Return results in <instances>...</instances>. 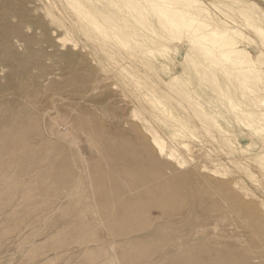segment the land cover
<instances>
[{
  "label": "rangeland",
  "instance_id": "374dc122",
  "mask_svg": "<svg viewBox=\"0 0 264 264\" xmlns=\"http://www.w3.org/2000/svg\"><path fill=\"white\" fill-rule=\"evenodd\" d=\"M141 1L146 3V0ZM201 1L207 4L213 12V19L215 20V23L220 25H226L230 23L229 25H233L232 20H235V23L238 24L237 27L244 34V38L239 39L240 45L247 48V50L251 52L252 55H254L260 49L264 51V42L262 41V39L245 26L243 17L237 11L228 12L226 18L225 15H223L220 11L214 9L211 6L210 3L216 2V0ZM255 1L264 9V0ZM34 4L38 7L42 6L39 11V8ZM103 4H106V0H95L93 2L94 6H98L100 8L103 7ZM49 7L52 9L49 10ZM105 8L106 7H104L103 9ZM52 11L55 13H52ZM117 14L124 16V12L115 11L112 13V15ZM47 18L49 19V22ZM129 18L130 22H134L131 17ZM150 18L153 19L151 20L152 22L150 25L154 27L156 31L160 32L162 37L159 38L160 35L156 33H148L147 31L143 32L145 35L139 34L138 38L136 37L137 41L139 42V44H137L139 46L138 48H136L140 50L143 47L148 46L156 48L159 47V49H164L165 47V51L163 53H160V55L163 54L164 56L163 57L161 55V58L159 57L160 55H158L159 53H154L155 57H151V55L148 56L147 54H137V57L135 56V54L139 52L138 50H133L132 48H128V46L125 50L123 48L125 46L121 45L116 40H109L105 42L103 40L101 41L98 35V38L93 37L95 31L87 27L88 24L80 19L76 10L72 7H69L65 0H0V98L2 97L0 99V104H2L3 100L5 99L4 103L2 104L3 106H0V264H232L234 262V259L237 260H235L237 264L238 262L239 264H250L251 262H254V264H264V259H262L264 258V233H262L264 230V220L262 219L264 217V212L261 211H264V208H261L260 210V206L264 207V166L262 165V168L260 164H257L254 161V158L258 156V154L264 152V134L253 131L254 129H252V127H254L255 122H249L245 125V123L242 124L243 122H241L239 119H234L236 115L234 114L235 116H233V113L235 112L229 109L230 106L229 103H227L229 101L226 102L225 100L227 99L224 100L222 98L224 96L226 97L227 93H229L227 97L231 95L229 96L230 98L233 99V97H236V99L238 100H234L235 98L233 100L240 102V99H242L241 97L244 98L246 96V103V101L252 100V91L250 92L249 90L243 88L245 94L242 93L243 91L240 90L242 88L239 89V86L237 88V84H235L236 80H234V83L233 81H231L234 78L232 79L231 76L229 77V75L222 72L221 69L215 67L212 61L208 59H206L207 61H203V59L205 58L201 54L199 55L200 50H198L197 48L192 49L187 41L175 39L173 36L169 35L170 33L168 34L167 32H163L162 30L164 29L159 27V24L154 22L156 21V17L151 16ZM224 21L225 23H223ZM124 22V19H121L118 20L117 23L118 25H122L124 24ZM127 27L130 28L131 26L127 25ZM137 27L140 31H143L144 29V26L141 24L137 25ZM52 29L54 30L51 31ZM49 32L52 36H50ZM143 36L145 38H143ZM97 41L98 44H101L98 45ZM172 43L176 46H174ZM184 44H186L187 46ZM171 45L173 47H171ZM101 46L104 48H102ZM105 46L108 48H105ZM166 47H168L169 49ZM186 48L188 49L186 50ZM185 51L188 53V60L190 59L189 61H192L196 65V67L192 62V64L189 63L190 65L187 64L188 60H186L187 58L183 56L185 55ZM130 52H134V55ZM174 52L177 54H175ZM108 53H111L109 57L111 60L114 59V61L112 60L113 62L109 60L108 55H104ZM112 54L115 56L111 57ZM165 56L167 59L164 60L163 58H165ZM190 56H193V58ZM195 56L198 57L197 62H195ZM200 56H202L203 58H200ZM19 59H21V61ZM154 60H156V62ZM182 60H185V63ZM206 62L208 63L206 64ZM209 62L211 63L209 64ZM13 63L16 64V66ZM116 63H119V65L121 64L120 67ZM137 63H141V65ZM163 64L165 65V67ZM199 64L201 67L197 66ZM202 64L204 66H202ZM211 64L213 66H211ZM89 65H91L93 68H89ZM121 66H123L124 69H122ZM136 67L138 68L135 69ZM161 67H164L165 70L161 69ZM210 67H212V70L214 71H212ZM61 68L62 70L60 71ZM196 68L199 70H197ZM121 69L122 71H120ZM262 69V74L264 75V67ZM123 70H125L124 72L126 73H132L133 77L130 78V74L126 75ZM126 70L129 72H127ZM148 70L150 71L148 72ZM153 70H155L157 74L156 72H152ZM210 70L212 73H210ZM64 72L66 73V75ZM180 73V79H182V83L180 81L179 82L180 85L183 86L177 84L178 81H175L177 85H174L176 87L178 86L179 88H177L182 90H176V88L173 86L174 92H176L173 93L171 92L173 91V87H168V85L165 83V80L167 82L171 79L170 77L173 74ZM209 73L211 76L209 75ZM220 73L224 75V78L225 80L227 79V81L224 80L223 76L220 75ZM262 74L260 73V78L262 77ZM67 75L68 77H66ZM214 75L218 76H215L217 79L214 77ZM43 76H47V78H42ZM203 76H205L204 79H202ZM64 78L66 79V81ZM208 78H210V80ZM137 79L138 82L136 81ZM198 79H202L203 81ZM263 79L264 76L262 77V79H259L260 81L258 80L260 83L258 84V87L259 85L261 86L259 88L260 91L258 90V87V91L256 90L259 96L261 95L260 98L262 100L264 99ZM205 80L209 81V83L207 81L205 82ZM211 80H213L214 82L217 80V86H215V83L213 81L212 83ZM183 81H186L185 87V83H183ZM200 81H202V83ZM45 82L47 83L45 84ZM219 82L222 84L220 85ZM223 82H225L226 84L224 85ZM137 83L139 84V86ZM207 83L209 84V86H207ZM210 83H212V85ZM49 84H51V86L52 84H54V87L52 86L51 88V86H49L48 88L47 86ZM23 85H25L26 87ZM189 85H192L193 87H189ZM226 85H229L230 87L228 86L227 89ZM106 86H108V89ZM182 87H184V90ZM215 87L219 89V92ZM218 87H220L221 89ZM50 88H54V90H51ZM69 88H71V90L76 89L78 90V92L76 90V93L75 91H69ZM149 88L152 89L153 93L156 94L154 96L158 97V99L162 97L165 98L160 99L162 103L161 105L165 104L164 106L167 111L172 108L170 110L171 114L173 116H176L178 114L179 117H176L177 119H180L181 122L180 120L176 121L173 118L171 119L164 117L166 115V112H164L165 114L163 113L165 108L162 107V109L160 103L159 105H157L158 102H155V105H153L151 104L153 102L147 101L149 98L151 100V96L153 95L152 91L149 90ZM89 89L94 93V95L90 92ZM194 89L197 91V93L194 92ZM41 90H44V92H42ZM23 91L25 94L27 93L26 99L25 94L23 95L22 93ZM177 91L183 94H181L180 96L178 95L179 92ZM182 91H189L188 93L186 92V94L188 95H186ZM38 92L39 94L41 92L42 93L39 95ZM52 92H55L57 95L53 94ZM217 92L222 95H219ZM257 92L255 94H257ZM142 93L144 95L147 94L145 95L146 97ZM198 93L200 97L202 96L201 99L199 98ZM30 94L31 96H29ZM184 94L186 95V97L188 96V98L195 95L193 98H189L192 99V101L201 100L202 102H200L205 105L204 106L202 104L204 107L203 110L205 111V113L212 115V118L210 117L212 120L208 118V123L206 122V118V123L201 120V118H204V116L198 113V104H196L195 101H191V105H195V109L193 110L189 101L188 104L190 107H187L188 104L186 103V101H188L189 99L186 100ZM22 95L24 98H22ZM168 95H170L171 97L169 96V98H167ZM177 95L178 97L184 98H178ZM240 95L241 97L239 98ZM210 96H212V98ZM17 97L19 99H16ZM83 97L85 98L83 99ZM32 98L36 99L37 102H33L31 100ZM63 98L66 100H63ZM220 98H222V102L221 100H215H218ZM254 98H257V96ZM14 99H16V101ZM173 99L175 102L172 101ZM206 99H208L209 102H207ZM257 99H254L252 101H255ZM7 100L8 102H6ZM10 100L12 103L10 102L9 104ZM14 102L18 103V105L23 103L24 107L22 105L18 106ZM255 102H249L250 104L247 102V104L243 106L251 108L253 104V106L261 104L260 102V104H257V102L255 104ZM24 103L27 104L25 105ZM10 105L15 109H13ZM33 105H35V107ZM181 105L182 107L184 106L183 109L185 111H188H183ZM225 108L228 111H225ZM173 109L174 111H176V113L173 111ZM252 109H255L254 111L258 112L259 110L261 111L264 109V105L263 108L262 106H257L253 107ZM133 110L134 112L131 113ZM138 110L140 111V116H138ZM192 110L193 112L198 110V116L201 115L202 117L200 119L197 118V113L194 112V115L197 118L196 119L192 114ZM135 111L138 113H136ZM160 111L162 112V114L159 113ZM212 112H215L214 115L212 114ZM135 113L139 119L135 116ZM29 114H31L32 116L30 115V117ZM221 115H223L222 117L226 116L224 117L225 119H223ZM21 117H23V119ZM219 117H221L222 119H219ZM198 119L201 121H199ZM18 120L20 123L17 122ZM173 120L176 121V123ZM142 121H145V124L142 123ZM215 121L217 124L219 123V127L216 126L217 124H213V122ZM234 122H237L238 125ZM7 123L9 124L7 125ZM23 123H25L26 125ZM183 123H186L185 127ZM210 123L212 125H215L216 127L213 128L211 125H209ZM28 124L29 127L27 128ZM146 124L152 126L155 131H153L151 127L145 126ZM206 124L211 126L214 131ZM258 124L256 122L255 126ZM174 127H177L178 129ZM194 127L195 129H193ZM220 127L222 128V131ZM247 127H249V129ZM113 128L116 129L114 133H112ZM118 128L120 130H118ZM131 128H133L134 130ZM182 128L186 130H184L183 132L178 131L180 129L183 130ZM189 128L193 129V131ZM29 129L31 130V132ZM137 129H140V132L138 131L136 133ZM147 129L152 130L149 132L147 131ZM194 130H196V132ZM205 130H207L208 133L205 132ZM219 130L221 131V133L223 132V135H221ZM151 132H155V135L157 137L160 136L159 138L164 140L167 153L168 150H174V158L169 157V155L166 153H160L155 148L152 141L150 140L152 138V134L150 135ZM216 132H218L219 134ZM140 133H143L142 135L148 136V138L140 135ZM256 133L257 138L255 137ZM26 134H30L31 137L33 135V138H31L30 135L28 136ZM172 134L174 135L173 137ZM25 135L27 137H30V139H26ZM224 137L227 140H225ZM221 138H223L224 140ZM24 139H26L28 142ZM16 140L18 141L16 142ZM42 142L43 144H47V146L46 144H44V147L46 146L49 150H45ZM35 143H37V145H34ZM40 143L41 147L38 146ZM182 144H189L188 148L190 151L185 150V148L181 146ZM25 145L26 147L23 148ZM30 145L31 147H29ZM241 147L245 148V152L240 150ZM34 148L37 149H35L34 151ZM57 148L59 149V151H57ZM18 149L21 150V153ZM42 150L45 152H42L43 155L39 152ZM27 151L29 152L27 153ZM33 151L34 153H32ZM55 151L57 153H55ZM14 152L16 154H14ZM37 154H39V157L37 156ZM10 156L13 159L10 158ZM19 156H21V158ZM42 158L46 159L43 160ZM50 159H54V161H50ZM175 160H178V164ZM30 161L31 163H29ZM39 161L41 163H39ZM161 161H163V163H160ZM44 162L46 164H44ZM51 163L54 164L52 165ZM158 163L163 167L166 163L168 165H165V168L163 169V167L159 168L160 165ZM238 163L243 166H240ZM21 164L23 167L21 166ZM31 164H33L34 167ZM169 164L173 166V169L171 165L169 166ZM179 164L181 166H179ZM19 165L20 167H18ZM156 165L159 166L156 167ZM204 165L206 169L209 170L218 169V171H221L222 169H224L225 171H227L226 174H209V172L203 170L202 167ZM237 165H239V167ZM24 166L28 167L24 168ZM29 166L32 167L30 168ZM3 167L5 169H3ZM16 167L18 169H16ZM175 167L177 168V170H175ZM8 168H10L11 171L10 169L8 170ZM22 168L27 170L24 171ZM28 168H30V170ZM44 168L45 170H43ZM243 169H246L245 172L243 171ZM13 170L16 173H14ZM33 170H35L36 172ZM249 173L254 174L253 176H255L256 178L251 177ZM152 175L154 177L158 176L159 180L158 178H154ZM252 178H254L257 182ZM14 180L17 181L15 182ZM181 180L186 185H184ZM219 180H222V182L224 183H218L220 182ZM178 182H180V184L182 183V187L180 184H178ZM229 182H232V184L236 186L232 187V185H230L231 183ZM233 182H236V184H234ZM212 183H214L216 186ZM226 183H228L227 185L230 187H227ZM156 184H158L159 186ZM241 185H243L244 188L246 186V188H242ZM13 186L15 189L13 188ZM224 187H226L227 192L223 190L225 189ZM227 188H230V191H228ZM232 188L237 189L233 191ZM238 188L242 189L240 190ZM246 189H248L249 191ZM239 190L242 191V193L244 192L243 194L245 195L248 192L247 197H243V194H241ZM245 191L247 192L245 193ZM171 192H174V194L176 193L177 195H173L174 199L170 194ZM202 192L204 193L202 194ZM211 192L213 193L212 195ZM225 193L227 196H225ZM231 194L232 196H229ZM7 195L8 197H6ZM249 195H254L255 197L253 196L252 198H257L258 201L257 199L256 201L255 199L253 200L251 197H249ZM234 196H236L237 198ZM171 197L172 200H170ZM227 197L228 199H226ZM240 197L242 198V200ZM261 198L263 202L260 201ZM153 200H155V203ZM156 200H158L157 203ZM248 200L253 201H250V204ZM167 201L170 205H168ZM176 201L179 205H175ZM214 201H217V203L219 201L218 205H216L217 203L213 204ZM172 202L174 204H172ZM260 202L263 203V205ZM150 203H153V205L151 206ZM228 203H230V205ZM259 203L261 205H259ZM160 204L162 205V207L158 206ZM206 204L211 206L213 212L210 211V207ZM239 204H242V206L245 207V210L242 209V206ZM255 204L257 206H255ZM164 205H168V208H166V206L164 207ZM251 205H253L254 207L251 208ZM217 206H221L219 207L221 209V211H219L220 213L217 211L220 210ZM163 207L167 214H161L164 212L163 209L161 210V208ZM212 207H214L215 210ZM246 207L248 209H253V211H247ZM256 207H259L257 209H259L260 212L256 211L257 209L254 210ZM150 208L154 210H151ZM155 208L158 209L157 215L155 212ZM236 210L240 213H236ZM145 211L148 212V214L145 215ZM255 211L258 214H254ZM198 214H201L200 217L201 219H203V222L201 221ZM28 215L29 217H27ZM141 215H144V217H141ZM196 215H198V217ZM194 216L196 217L195 219ZM208 216L210 219L207 218ZM217 216L222 217H220L222 222L219 221L220 219L218 220L219 217L217 218ZM215 217L217 218V221L214 219ZM223 217L227 218L228 221L226 219H223ZM229 217H231L233 220ZM138 218H142V220ZM144 218L146 219L144 220ZM205 218H207L208 220H206ZM196 219L199 220L197 221ZM255 219L258 221L263 220L260 221L261 226L258 221H255ZM252 220L254 221L253 225ZM134 221L137 222L134 223ZM225 221L228 223H226ZM219 222L222 224H220ZM248 224L250 226H248ZM195 225L198 226L195 227ZM199 225L201 228L199 227ZM235 225H237L238 228ZM211 226L213 228H211ZM225 226L226 228H224ZM234 226L236 229L234 228ZM259 226L261 228H259ZM166 227H168L169 230L172 228V230L169 232L168 228ZM202 227L205 228L202 229ZM214 227H217L216 230ZM198 228L203 231H201L200 229L198 230ZM205 229L206 231H204ZM207 229H209L212 233ZM179 236H181V238ZM178 238H180L181 240H178ZM200 238L202 239L200 240ZM247 241L251 242L255 246H257L258 244V246L254 247V245L252 246V244L249 242L247 243ZM241 242L243 244H241ZM222 243L223 246L220 247ZM232 243H234V245ZM245 244L247 245L245 246ZM248 244L252 247H247ZM210 245H212V247ZM204 246H206L207 248H205ZM244 246L246 250L242 249L244 248ZM189 247H194V251L191 248L189 249ZM216 247H218L219 249ZM224 247H226V251ZM231 248H234L233 250L236 249V251L233 252L231 250H228ZM196 249L197 251H201H198L196 253ZM184 250H189V253L188 251L183 252ZM190 250H192L193 252ZM209 250H211L212 252ZM218 250L222 252H219ZM250 250L251 253H249ZM202 251H209V253H211L209 254L207 252V254H209L208 256L205 252L202 253ZM213 251H216V254ZM246 251H248L247 253L249 254H247ZM169 252H172V254H170ZM200 252L201 254L199 256ZM226 252L230 253V256ZM253 253L257 254L253 255ZM203 254L205 255L203 256ZM246 254L248 255V257H246ZM174 255L178 257L176 258L174 257ZM197 255L199 256V259ZM231 255L233 256V258H230ZM194 256H196V259L194 258ZM211 256H213V258ZM225 256L230 258V261H228ZM235 256L239 258L237 259L235 258ZM240 256L241 259L245 258V261L243 259L241 260ZM250 256L251 262H247L246 260ZM208 257L212 258V261L211 259H208ZM199 260L202 261L200 262Z\"/></svg>",
  "mask_w": 264,
  "mask_h": 264
},
{
  "label": "bare ground",
  "instance_id": "6f19581e",
  "mask_svg": "<svg viewBox=\"0 0 264 264\" xmlns=\"http://www.w3.org/2000/svg\"><path fill=\"white\" fill-rule=\"evenodd\" d=\"M43 1V0H42ZM47 1H49V0H47ZM64 1V0H63ZM66 2H67V4H68V6L69 7H72V8H74L75 10H76V12H77V14H78V16L80 17V19L82 20V21H84V22H86L87 24H88V28H90V29H93L94 31H95V34L93 35V37H95V38H98L97 37V35L99 36V38L101 39V41L103 40V41H105V42H107V41H109V40H116L117 42H119L121 45H124L125 47H123L125 50H126V47L128 46V48H132L133 50H138L137 48H138V46L139 45H137V44H139V42L137 41V39H136V37L138 38V36H139V34H142V35H145L143 32H151V33H156V34H158V35H160L159 36V38L160 37H162L161 36V33L160 32H158V31H156L155 30V28L154 27H152L150 24H151V20H153L152 18H150L151 16H154V17H156V21H154V22H156L157 24H159V27H161L162 29H164V30H162L163 32H167L170 36H173L175 39H178V40H185V41H187L190 45V47L192 48V49H195V48H197L198 50H200V53H199V55L201 54L202 56H204V58L205 59H203V61L204 60H206V59H208V60H210V61H212V63L214 64V66L215 67H217V68H219V69H221V71L222 72H224L225 74H227V75H229V77L231 76V78L233 79V80H231V81H233V83H234V80H236L235 82V84H237V88H238V86H239V89L240 88H242V89H240V90H244L243 88H245L246 90H249L250 92L252 91V97L254 98V97H256L257 96V98H254V99H257V100H255L256 102H257V104H260V105H257V106H262V108H263V105H264V99L262 100L261 98H260V96H259V94H258V90L260 91V85H259V87H258V84H260L259 83V79H262V77L264 76L262 73V71H263V67H264V51L263 50H258L254 55H252V53L251 52H249L248 50H247V48H245V47H243V46H241L240 45V40L239 39H242V38H244V34H243V32L237 27V25L238 24H236L235 23V20H232V24L233 25H229V24H226V25H220V24H217V23H215V20L213 19V12L211 11V9L208 7V5L207 4H205L204 2H202L201 0H146V3H144V2H142L141 0H106V4H103L102 6V8H100V7H96V6H94L93 5V2L95 1V0H65ZM37 2V1H36ZM57 2V1H56ZM49 3V2H48ZM60 3H61V1H60ZM63 3V2H62ZM65 3V2H64ZM46 4V3H45ZM211 4V6L214 8V9H216V10H218V11H220L223 15H225V17L227 18V15H228V12H231V11H237L242 17H243V19H244V23H245V26L248 28V29H250V31H253L255 34H257L261 39H262V41L264 42V9L255 1V0H216V2H211L210 3ZM35 5V4H34ZM42 5V4H41ZM56 5V4H55ZM59 5V4H58ZM35 6H37V5H35ZM57 6V5H56ZM60 6V5H59ZM38 7V6H37ZM42 7V6H41ZM41 7H38L39 9H38V11L40 10V8ZM45 7V6H44ZM51 7V6H50ZM49 7V10L50 9H52V8H50ZM104 7H106L105 9H107V10H105V9H103ZM36 8V7H35ZM48 8V7H47ZM61 8V7H60ZM43 9V8H42ZM41 9V10H42ZM69 9V8H68ZM6 10V9H5ZM48 10V11H49ZM59 10V9H58ZM72 10V9H71ZM70 10V11H71ZM34 11V10H33ZM60 11V10H59ZM58 11V12H59ZM66 11V10H65ZM118 12V11H120V12H124V16L123 15H120V14H117V15H112V13L113 12ZM61 12V11H60ZM59 12V13H60ZM68 12H69V10H68ZM125 12H126V14H125ZM51 13V12H50ZM49 13V14H50ZM52 13H55V12H53L52 11ZM67 13V12H66ZM72 13H73V11H72ZM44 14V13H43ZM69 14V13H68ZM216 14V13H215ZM219 14V13H218ZM40 15V14H39ZM48 15V14H47ZM55 15V14H54ZM46 16V15H45ZM49 16V15H48ZM63 16V15H62ZM66 16V15H65ZM56 17V16H55ZM54 17V18H55ZM129 17H131L132 18V20L134 21V22H130V18ZM219 17V16H218ZM229 17V16H228ZM241 17V18H242ZM52 18V17H51ZM51 18H50V20H51ZM53 18V19H54ZM57 18V17H56ZM63 18V17H62ZM66 18V17H65ZM225 18V19H226ZM5 19H7V18H5ZM35 19V18H34ZM40 19V18H39ZM48 19V18H47ZM59 19H60V17H59ZM121 19H124V24H122V25H118V20H121ZM37 20V19H36ZM44 20V19H43ZM61 20H63V19H61ZM71 20V19H70ZM47 21V20H46ZM55 21V20H54ZM66 21V20H65ZM8 22H9V20H8ZM48 22H49V19H48ZM63 22V21H62ZM129 22V23H128ZM42 23V22H41ZM68 23V22H67ZM126 23V24H125ZM223 23H225V21L223 22ZM244 23H243V25H244ZM2 24V23H1ZM9 24V23H8ZM45 24V23H44ZM57 24V23H56ZM63 24V23H62ZM139 24H141V25H143L144 27V29H143V31H140L139 30V28L137 27V25H139ZM6 25V24H5ZM46 25V24H45ZM52 25V24H51ZM127 25H130L131 27L129 28V27H127ZM229 25V26H228ZM240 25V24H239ZM9 26V25H8ZM28 26V25H27ZM32 26V25H31ZM47 26V25H46ZM148 26V27H147ZM2 27H3V25H2ZM33 27V26H32ZM42 27H43V25H42ZM49 27V26H48ZM29 28V27H28ZM65 28H66V25H65ZM30 29V28H29ZM50 29V28H49ZM57 29V28H56ZM54 29H52L51 31H53ZM110 30V31H109ZM247 30V29H246ZM48 31V30H47ZM55 32V31H54ZM54 32H53V35H54ZM50 33V32H49ZM48 33V34H49ZM253 33V34H254ZM165 34V33H164ZM163 34V35H164ZM246 34V33H245ZM50 36H52L51 35V33H50ZM147 36V35H146ZM168 36V35H167ZM21 37V36H20ZM19 37V38H20ZM23 37H24V35H23ZM26 37V36H25ZM154 37V36H153ZM166 37V36H165ZM247 37V36H246ZM16 38H17V36H16ZM143 38H145L144 36H143ZM142 38V39H143ZM170 38V37H169ZM249 38V37H248ZM162 39V38H161ZM174 39V40H175ZM48 40V39H47ZM173 40V39H172ZM161 41H163V40H161ZM167 41V40H166ZM114 42V41H113ZM170 42H171V40H170ZM177 42V41H176ZM118 43V44H119ZM142 43V42H141ZM178 43V42H177ZM180 43V42H179ZM187 43V44H188ZM262 43V42H261ZM97 44H98V41H97ZM101 44V43H100ZM100 44H98V45H100ZM170 44V43H169ZM168 44V45H169ZM173 44V43H172ZM176 44V43H175ZM76 45V44H75ZM106 45V44H105ZM109 45V44H108ZM111 45V44H110ZM116 45V44H115ZM143 45H145V44H143ZM174 45V44H173ZM184 45H186V44H184ZM141 46V45H140ZM162 46H164V45H162ZM166 46V45H165ZM174 46H176V45H174ZM187 46V45H186ZM102 47V46H101ZM114 47V46H113ZM137 47V48H136ZM171 47H173L172 45H171ZM72 48V47H71ZM102 48H104V47H102ZM105 48H108V47H106L105 46ZM166 48H168V47H166ZM178 48V47H177ZM191 48H189V49H191ZM115 49V48H114ZM164 49H165V47H164ZM164 49H159V47L158 48H156V47H143L142 49H140V50H138L139 52H137L136 54H135V56H137V54H147L148 56L149 55H151V57L152 56H154V53H156V54H158V55H160V53L162 52H164L165 50ZM169 49V48H168ZM174 49H175V47H174ZM188 48H186V50H187ZM6 50V49H5ZM9 50H10V48H9ZM48 50V49H47ZM101 50V49H100ZM7 51V50H6ZM102 51V50H101ZM128 51V50H127ZM167 51V50H166ZM168 51H171V50H168ZM135 52V51H134ZM134 52H130V53H132L133 55H134ZM178 52H179V49H178ZM184 52V51H183ZM48 53V52H47ZM69 53V52H68ZM103 53H105V52H103ZM121 53V52H120ZM168 53H170V52H168ZM175 53V52H174ZM190 53V52H189ZM111 53H108V54H104V55H108V58H109V60H111L110 59V57H109V55H110ZM166 54V53H165ZM175 54H177V53H175ZM191 54V53H190ZM197 54V53H196ZM43 55V54H42ZM52 55V54H51ZM113 55V54H112ZM111 55V57H114L115 55H113L112 56ZM131 55V54H130ZM144 55V56H145ZM162 56H163V54H161ZM159 56L160 58L162 57V56ZM167 55V54H166ZM187 55H188V53L185 51V55H183V56H185L186 58H187ZM193 55V54H192ZM121 56V55H120ZM128 56V55H127ZM132 56V55H131ZM144 56H143V58H144ZM147 56V57H148ZM170 56V55H169ZM202 56H200V58L202 57ZM81 57V56H80ZM124 57V56H123ZM138 57V56H137ZM155 57V56H154ZM164 57V56H163ZM190 57H192L193 58V56H190ZM189 57V58H190ZM196 57V56H195ZM19 58V57H18ZM57 58V57H56ZM132 58V57H131ZM169 58V57H168ZM197 58L198 57H196V61L195 62H197L198 60H197ZM203 58V57H202ZM14 59V58H13ZM65 59H67V58H65ZM155 59V58H154ZM164 60L165 59H167L166 58V56H165V58H163ZM182 59H184V58H182ZM20 61H21V59H19ZM113 61H114V59H112ZM111 60V61H112ZM178 60H180V59H178ZM186 60H188V58L186 59ZM190 60V59H189ZM188 60V63H187V61H186V63L187 64H189V63H191L192 61H189ZM194 60V59H193ZM200 60V59H199ZM68 61V60H67ZM94 61V60H93ZM112 61V62H113ZM132 61V60H131ZM155 62H156V60H154ZM183 61V60H182ZM207 61V60H206ZM76 62H78V61H76ZM75 62V63H76ZM115 62H116V60H115ZM159 62V61H158ZM184 63H185V60L183 61ZM18 63V62H17ZM68 63V62H67ZM120 63V62H119ZM119 63L117 64V65H119ZM143 63V62H142ZM161 63V62H160ZM164 63H166V62H164ZM193 63V62H192ZM191 63V64H192ZM198 63H201V62H198ZM197 63V64H198ZM208 62H206V64H207ZM211 62H209V64H210ZM14 64V63H13ZM92 64V63H91ZM137 64H139V63H137ZM157 64V63H156ZM159 64V63H158ZM15 66H16V64H14ZM18 65V64H17ZM121 65V64H120ZM120 65H119V67H120ZM128 65V64H127ZM126 65V66H127ZM134 65V64H133ZM139 65H141V63L139 64ZM145 65V64H144ZM148 65V64H147ZM161 65V64H160ZM164 65V64H163ZM190 65V64H189ZM193 65L196 67V65L193 63ZM13 66V65H12ZM11 66V67H12ZM75 66V65H74ZM74 66H72V67H74ZM81 66V65H80ZM87 66V65H86ZM90 67L89 68H93L91 65H89ZM116 66V65H115ZM176 66H178V65H176ZM197 66H200V64L199 65H197ZM202 66H204L203 64H202ZM210 66V65H209ZM208 66V67H209ZM211 66H213L212 64H211ZM71 67V66H70ZM70 67H69V69H70ZM85 67V66H84ZM142 67H143V65H142ZM164 67H165V65H164ZM164 67L162 68L161 67V69H163V70H165L164 69ZM168 67H169V65H168ZM167 67V68H168ZM201 67V66H200ZM199 67V68H200ZM67 68V67H66ZM80 68H82V67H80ZM121 68L122 69H124V67L123 66H121ZM132 68V67H131ZM138 67H136L135 69H137ZM149 68V67H148ZM204 68V67H203ZM211 68V70H212V67H210ZM88 69V68H87ZM103 69V68H102ZM119 69V68H118ZM122 69L120 70V71H122ZM126 69V68H125ZM197 69V68H196ZM215 69V68H214ZM15 70V69H14ZM62 70V68L60 69V71ZM65 70V69H64ZM66 70H68V69H66ZM150 70H152V69H150ZM150 70H148V72L150 71ZM156 70H157V68H156ZM159 70H160V68H159ZM167 70H169V69H167ZM166 70V71H167ZM197 70H199V69H197ZM202 70H204V69H202ZM201 70V71H202ZM211 70H210V73H212L211 72ZM77 71H78V69H77ZM77 71H76V73H77ZM125 70H123V72H124ZM127 71V70H126ZM181 71V70H180ZM212 71H214V70H212ZM216 71H219V70H216ZM220 71V72H221ZM73 72V71H72ZM127 72H129V71H127ZM144 72V71H143ZM152 72H156L155 70H153ZM165 72V71H164ZM200 72V71H199ZM209 72V71H208ZM207 72V73H208ZM65 73V72H64ZM63 73V74H64ZM69 73H71V72H69ZM68 73V74H69ZM79 73V72H78ZM84 73V72H83ZM94 73V72H93ZM124 73H126V72H124ZM177 73V72H176ZM206 73V74H207ZM210 73H209V75H210ZM215 73V72H214ZM218 73V72H217ZM260 73L262 74V77L260 78ZM73 74V73H72ZM130 73H126V75H129ZM156 74H157V72H156ZM155 74V75H156ZM183 74V73H182ZM200 74V73H199ZM51 75V74H50ZM65 75H66V73H65ZM132 75V76H131ZM134 75H136V74H134ZM180 75H181V73L180 74H173L170 78V80L169 81H167L166 82V80H165V83L168 85V87H175L176 88V90H182V89H178L174 84H176L175 83V81L177 82L178 81V83L177 84H179L180 85V82L182 83V79H180ZM208 75V76H209ZM220 75H222L221 73H220ZM227 75H226V77H227ZM49 76V75H48ZM139 76V75H138ZM183 76V75H182ZM211 76V75H210ZM215 76H217V75H214V77ZM223 76V78H224V75H222ZM221 76V77H222ZM2 77V76H1ZM47 78V76H43L42 78ZM66 77H68V75L66 76ZM131 77H133V74L131 73L130 74V78ZM159 77V76H158ZM214 77H213V79H214ZM218 77V76H217ZM220 77V76H219ZM124 78V77H123ZM156 78V77H155ZM182 78H184V77H182ZM205 78V76H203L202 77V79H204ZM216 78V77H215ZM48 79H50V78H48ZM48 79H44V80H48ZM65 79V78H64ZM133 79V78H132ZM131 79V80H132ZM134 79H135V76H134ZM158 79H160V78H158ZM202 79H198V80H202ZM209 80H210V78H208ZM217 79V78H216ZM222 79V78H221ZM184 80V79H183ZM224 80H225V78H224ZM259 80V81H258ZM264 80V79H263ZM65 81H66V79H65ZM68 81V80H67ZM137 82H138V79L136 80ZM180 81V82H179ZM187 81V80H186ZM186 81L184 82L183 81V83H185L184 84V87H185V85H186ZM203 81V80H202ZM202 81H200L201 83H202ZM207 80H205V82H206ZM213 80H211V82H212ZM217 81V80H216ZM216 81L214 82L215 83V86H217V84H216ZM221 81V80H220ZM225 81H227V79L225 80ZM262 81V80H261ZM64 82V81H63ZM134 82V81H133ZM189 82V81H188ZM208 83H209V81H207ZM212 82V83H213ZM222 82V81H221ZM263 82V81H262ZM47 82H45V84H46ZM51 83V82H50ZM141 83V82H140ZM152 83V82H151ZM164 83V82H163ZM207 83V84H208ZM212 83H210L211 85H212ZM220 83V82H219ZM232 83V82H231ZM135 84V83H134ZM138 84V83H137ZM176 84V85H177ZM192 84V83H191ZM222 83H220V85H221ZM223 84L225 85L226 83L225 82H223ZM229 84V83H228ZM234 84V85H235ZM262 84V83H261ZM33 85V84H32ZM37 85V84H36ZM35 85V86H36ZM43 85V84H42ZM56 85V84H55ZM156 85V84H155ZM163 85H165V84H163ZM187 85H188V83H187ZM204 85V84H203ZM219 85V84H218ZM23 86H25V85H23ZM39 86V85H38ZM44 86H46V85H44ZM43 86V87H44ZM49 86H51V84H49L47 87L49 88ZM52 86L54 87V84H52ZM52 86H51V88H52ZM138 86H139V84H138ZM157 86V85H156ZM180 86H183V85H180ZM193 87L192 85H189V87ZM206 86V85H205ZM207 86H209V84L207 85ZM229 86V85H228ZM227 85H226V88L228 87ZM233 86V85H232ZM232 86H231V89H232ZM236 86V85H235ZM234 86V87H235ZM26 87V86H25ZM41 87V86H40ZM105 87V86H104ZM107 87V89H108V86H106ZM137 87V86H136ZM174 87L172 88V90L173 91H171V92H173V93H176V92H174ZM184 87H182L183 88V90H184ZM197 87V86H196ZM198 87H199V84H198ZM211 87H213V86H211ZM225 87V86H224ZM230 87V86H229ZM257 87H258V90H257ZM45 88V87H44ZM50 88V89H51ZM135 88V87H134ZM138 88V87H137ZM187 88V87H186ZM185 88V89H186ZM216 88V87H215ZM218 88H220V87H218ZM33 89V88H32ZM37 89V88H36ZM40 89V88H39ZM70 90L69 91H75L73 88V90H71V88H69ZM91 89V88H90ZM89 89V90H90ZM105 89V88H104ZM167 89H169V88H167ZM190 89H193V88H190ZM189 89V90H190ZM196 89V88H195ZM194 89V92H196L197 93V91ZM200 89V88H199ZM217 89V88H216ZM221 89V88H220ZM225 89V88H224ZM228 89V88H227ZM234 89V88H233ZM236 89V88H235ZM261 89H263V88H261ZM23 90V89H22ZM34 90H35V88H34ZM51 90H54V88L53 89H51ZM60 90V89H59ZM68 90V89H67ZM106 90V89H105ZM111 90V89H110ZM147 90V89H146ZM149 90H151L152 91V89H150L149 88ZM160 90V89H159ZM175 90V91H176ZM218 90V92H219V89H217ZM238 90V89H237ZM257 90V91H256ZM27 91H28V89H27ZM42 92H44V90H41ZM65 91V90H64ZM68 91V92H69ZM77 92H78V90H76ZM76 91H75V93H76ZM79 91H81V90H79ZM151 91H148V92H151ZM164 91V90H163ZM191 91V90H190ZM229 91H230V89H229ZM253 91H254V93H253ZM26 92V91H25ZM29 92H30V89H29ZM28 92V93H29ZM41 92V93H42ZM48 92V91H47ZM59 92V91H58ZM90 92H91V90H90ZM142 92V91H141ZM155 92V91H154ZM177 92H179V91H177ZM182 92H184L185 94H186V92L187 91H182ZM189 92V91H188ZM187 92V93H188ZM206 92V91H205ZM204 92V93H205ZM217 92V93H218ZM221 92V91H220ZM238 92V91H237ZM241 92V91H240ZM257 92V94H255ZM262 92V91H261ZM261 92H259V93H261ZM23 93V95L25 94L24 93V91L22 92ZM40 93V94H41ZM46 93V92H45ZM49 93V92H48ZM53 94H56L55 92H52ZM65 93V92H64ZM73 93V92H72ZM80 93H82V92H80ZM88 93V92H87ZM91 93H93V92H91ZM97 93V92H96ZM152 93H153V91H152ZM162 93V92H161ZM192 93V92H191ZM195 93V94H196ZM223 93V92H222ZM242 93H244L245 94V91H243ZM3 94V93H2ZM19 94H20V92H19ZM19 94H16V95H19ZM27 94V93H26ZM26 94H25V99H26ZM37 94V93H36ZM38 94H39V92H38ZM39 94V95H40ZM89 94V93H88ZM143 94V93H142ZM163 94V93H162ZM181 94H183V93H181V92H179V94L178 95H180L181 96ZM184 94V97H186V95H188V94H186L185 95ZM193 94V93H192ZM205 94H207V93H205ZM219 94V93H218ZM229 93H227V95H228ZM230 94H231V92H230ZM250 94V95H251ZM256 96H255V95ZM23 95H22V98H24L23 97ZM32 95H34V94H32ZM38 95V96H39ZM57 95V94H56ZM81 95V94H80ZM91 95V94H90ZM93 95H94V93H93ZM144 95V94H143ZM145 95H147V94H145ZM144 95V96H145ZM150 95H152V94H150ZM154 95H156L155 93H153V95L151 96V100H150V98L147 100L148 102H153V103H151V104H153V105H155L154 103L155 102H158V104L157 105H159V103H160V106H161V108L162 107H164L165 108V102L163 103L164 105H161L162 103H161V101H160V99H162V98H164V97H162V98H160V99H158V97H155ZM178 95H177V97H178ZM208 95V94H207ZM219 95H222V94H219ZM224 95V94H223ZM227 95H226V97H227ZM234 95H235V93H234ZM247 95V94H246ZM29 96H31V94L29 95ZM37 96V95H36ZM36 96H35V98H36ZM96 96V95H95ZM169 96L170 95H168L167 96V98H169ZM195 96V95H194ZM194 96H192V97H189V98H193ZM198 96H199V93H198ZM229 96H231V95H229ZM222 97L224 100L225 99H227V100H225L226 102L227 101H229V102H227V103H229V106H230V108L229 109H231L232 111H234L235 113H233V116H235V117H237V118H235L234 117V119H239L241 122H243L242 124H244L245 123V125H246V123H249V122H252V123H254V127H252V129H254L253 131H255V132H257V133H263L264 134V109L263 110H259L258 111V109H257V111L258 112H256V111H254L255 109H252L253 107H257V106H251V108H247L246 106H243V105H246L247 104V102L249 103V102H255V101H252V100H254L253 98H252V100L251 101H246V103H245V97L243 98V97H241V95L239 96V98L241 97L242 99H244V100H242V99H240L241 101H244V102H237V101H234V100H238V99H236V97H233V99L232 98H230V97ZM19 97V96H18ZM16 98V99H19V98ZM54 97V96H53ZM58 97V96H57ZM146 97V96H145ZM150 97V96H149ZM171 97V96H170ZM184 97H178V98H184ZM202 97V96H201ZM201 97L199 96V98L201 99ZM205 97V96H204ZM211 98H212V96H210ZM214 97V96H213ZM2 98V97H1ZM0 98V99H1ZM21 98V99H22ZM27 98H28V95H27ZM85 97H83V99H84ZM166 98V99H167ZM172 98H174V97H172ZM188 98V96L186 97V100L187 99H189ZM222 98H220V99H215L216 101H219V100H221V102L223 101L222 100ZM238 98V97H237ZM248 98V97H247ZM250 98V97H249ZM263 98V97H262ZM16 99H14L15 101H16ZM34 98H32L31 100L34 102H37V100L36 99H34ZM37 99H39V98H37ZM48 99V98H47ZM51 99V98H50ZM60 99H61V97H60ZM59 99V100H60ZM82 99V98H81ZM139 99V98H138ZM165 99V98H164ZM251 99V98H250ZM249 99V100H250ZM5 100V99H4ZM4 100H3V103H4ZM13 100V101H14ZM63 100H66V99H64L63 98ZM67 100H70V99H67ZM77 100V99H76ZM150 100V101H149ZM170 100H171V98H170ZM170 100H169V102H170ZM183 100V99H182ZM182 100H180V101H182ZM198 100V99H197ZM203 100V99H202ZM207 100V102H209L208 101V99H206ZM248 100V99H247ZM1 101V100H0ZM75 101V100H74ZM78 101V100H77ZM82 101V100H81ZM167 101V100H166ZM172 101H174V99L172 100ZM185 101V100H184ZM190 101V105H191V101H192V99H189L188 101H186V103L188 104V102ZM193 101H195V100H193ZM192 101V102H193ZM201 100H199V101H195L196 102V104H198L197 105V107H198V110H199V112L198 113H200L202 116H204V118L200 115V116H198V113H197V111H194V112H196L197 113V118H201V120H203L204 122H205V118H206V122L208 121L209 122V120H207L208 118H210L212 115H210V114H208V113H205V111L203 110V103H201L200 102ZM205 101V100H204ZM212 101H213V99H212ZM6 102H8V100L6 101ZM10 102H11V100L9 101V104H10ZM19 102V101H18ZM40 102V101H39ZM83 102V101H82ZM175 102V101H174ZM256 102H255V104H256ZM260 102V103H259ZM2 103V104H3ZM12 103V102H11ZM14 103H16V102H14ZM29 103H31V102H29ZM176 103H178V102H176ZM2 104H0V106L2 105ZM25 104V103H24ZM27 104V103H26ZM25 104V105H26ZM166 104H168V103H166ZM170 104V103H169ZM183 104V103H182ZM192 104H194V103H192ZM203 104V105H202ZM205 104H206V102H205ZM214 104H216V103H214ZM223 104V103H222ZM250 104V103H249ZM248 104V105H249ZM7 105V104H6ZM16 105H18V103H16ZM20 106L22 105L23 106V103L22 104H19ZM18 105V106H19ZM42 105V104H41ZM209 105V104H208ZM208 105H206V106H208ZM213 105V104H212ZM3 106V105H2ZM4 106H5V104H4ZM11 106V105H10ZM34 107H35V105H33ZM171 106V105H170ZM187 106V105H186ZM194 106V107H193ZM191 105V108L194 110L195 109V105ZM205 106V105H204ZM250 106V105H249ZM248 106V107H249ZM12 107V106H11ZM17 107V106H16ZM24 107V106H23ZM38 107V106H37ZM40 107V106H39ZM166 107H167V105H166ZM187 107H190L189 106V104H188V106ZM228 107V106H227ZM245 107H246V109H245ZM6 108H8V107H6ZM13 109H15L14 107H12ZM11 108V109H12ZM179 108V107H178ZM181 108L183 109L184 108V106L182 107V105H181ZM205 108H207V107H205ZM209 108V107H208ZM17 109V108H16ZM19 109V108H18ZM156 109H158V108H156ZM163 109V108H162ZM172 108H170L169 109V111H167L166 110V108L164 109V111H163V113L164 112H166V115L164 116V117H167V118H173L174 120H180V119H177V117H179L178 116V114L176 115V116H173L172 114H171V112H170V110H171ZM190 109V108H189ZM48 110V109H47ZM132 110V109H131ZM193 110H192V112H193ZM213 110V109H212ZM227 109L225 108V111H226ZM12 111V110H11ZM14 111V110H13ZM173 111H174V109H173ZM183 111H185L184 109H183ZM188 111V110H187ZM187 111H185V112H187ZM210 111H211V109H210ZM228 111V110H227ZM4 112V111H3ZM134 112V110L131 112V113H133ZM136 112V111H135ZM139 112V113H138ZM138 112H136V113H138V116H140L139 114H140V111L138 110ZM170 112V113H169ZM175 113H176V111H174ZM194 112L192 113L193 115H194ZM221 112V111H220ZM231 112V111H230ZM98 113V112H97ZM96 113V114H97ZM136 113H135V116L138 118V116L136 115ZM159 113H161L162 114V112L160 111ZM215 113V112H214ZM214 113L212 112V114L214 115ZM165 114V113H164ZM229 114V113H228ZM235 114V115H234ZM2 115V114H1ZM13 115V114H12ZM31 114H29V116H30ZM217 115H218V113H217ZM20 116V115H19ZM32 116V115H31ZM30 116V117H31ZM33 116H36V115H33ZM38 116V115H37ZM86 116V115H85ZM155 116H157V115H155ZM182 116H183V114H182ZM223 115H221V117H222ZM9 117V116H8ZM99 117V116H98ZM143 117V116H142ZM194 117H195V115H194ZM219 117V119H225L224 117H226V116H224V117ZM22 119H23V117H21ZM25 118V117H24ZM48 118V117H47ZM158 118V117H157ZM162 118V117H161ZM166 118V119H167ZM196 118V117H195ZM196 118V119H197ZM212 118V117H211ZM210 118V119H211ZM227 118H228V116H227ZM22 119H19V120H22ZM39 119V118H38ZM87 119H88V116H87ZM95 119V118H94ZM139 119V118H138ZM140 119H141V117H140ZM171 119H169V120H171ZM198 119V120H199ZM214 119V118H213ZM19 120L17 121L18 123H20L19 122ZM90 120V119H89ZM100 120V119H99ZM98 120V121H99ZM125 120V119H124ZM143 120V119H142ZM168 120V119H167ZM173 120V121H174ZM183 120V119H182ZM201 120H199V121H201ZM212 120V119H211ZM12 121V120H11ZM14 121V120H13ZM36 121V120H35ZM52 121V120H51ZM162 121V120H161ZM176 121H174L175 123H176ZM185 121V120H184ZM189 121V120H188ZM214 121V120H213ZM217 121V120H216ZM216 121L215 122H213V124H217L216 123ZM224 121V120H223ZM239 121V122H240ZM16 122V123H17ZM23 122V121H22ZM26 122V121H25ZM29 122V121H28ZM145 122V121H144ZM143 121H142V123H144ZM180 122H181V120H180ZM203 122V123H204ZM205 122V123H206ZM207 122V123H208ZM211 122V121H210ZM226 122V121H225ZM238 122V121H237ZM237 122L235 123V124H237ZM256 122H257V124L258 125H256L255 126V124H256ZM10 123V122H9ZM9 123H7V125L9 124ZM27 123V122H26ZM30 123H32V122H30ZM102 123V122H101ZM163 123V122H162ZM174 123V124H175ZM199 123H201V122H199ZM227 123H228V121H227ZM226 123V124H227ZM23 124H25V123H23ZM145 124V123H144ZM177 124H178V122H177ZM180 124V123H179ZM184 124V127L186 126V123H183ZM188 124V123H187ZM12 125V124H11ZM15 125V124H14ZM26 125V124H25ZM32 125V124H31ZM30 125V126H31ZM51 125V124H50ZM181 125V124H180ZM202 125V124H201ZM207 125V124H206ZM209 125H211L213 128L214 127H216V126H218L219 125V123L215 126V125H212L211 123L209 124ZM209 125H207V126H209ZM228 125V124H227ZM229 125H231V124H229ZM238 125V124H237ZM245 125H244V127H245ZM122 126V125H121ZM131 126V125H130ZM145 126H147V127H151L152 128V126H149V125H145ZM144 126V127H145ZM211 126H209L210 128H211ZM220 126V125H219ZM218 126V127H219ZM248 126H249V124H248ZM18 127V126H17ZM24 127H26V126H24ZM29 127V124H28V126H27V128ZM114 127H115V125H114ZM143 127V126H142ZM178 127V126H177ZM177 127H174V128H177ZM180 127V126H179ZM183 127V126H182ZM183 127V128H184ZM193 127V126H192ZM217 127V128H218ZM12 128H13V126H12ZM19 128V127H18ZM26 128V129H27ZM51 128V127H50ZM136 128V127H135ZM182 128V129H183ZM187 128V127H186ZM221 128V127H220ZM219 128V129H220ZM248 129H249V127H247ZM25 129V130H26ZM124 129V128H123ZM131 129H133V128H131ZM150 129V128H149ZM153 129V128H152ZM151 129V130H152ZM171 129H172V127H171ZM178 129V128H177ZM190 129V128H189ZM193 129H195V127L193 128ZM193 129H190V130H192L193 131ZM205 129H206V127H205ZM212 129V128H211ZM240 129V128H239ZM30 130V129H29ZM28 130V131H29ZM116 129H114L113 128V132L112 133H114V131H115ZM118 130H120L119 128H118ZM117 130V131H118ZM124 130H126V129H124ZM123 130V131H124ZM134 130V129H133ZM140 130V129H139ZM138 129L136 130V133L139 131ZM145 130V129H144ZM151 130H148L147 129V131H151ZM184 130H186V129H183V130H178V131H184ZM197 130V129H196ZM196 130H194L195 132H196ZM203 130V129H202ZM209 130V129H208ZM213 130V129H212ZM218 130V129H217ZM23 131V130H22ZM127 131V130H126ZM125 131V132H126ZM147 131H146V133H147ZM153 131H155V129H153ZM174 131V130H173ZM177 131V132H178ZM214 131V130H213ZM220 131V130H219ZM221 131H222V128H221ZM221 131H220V133H221ZM252 131V132H253ZM30 132H31V130H30ZM133 132H135V131H133ZM140 132V131H139ZM176 132V133H177ZM205 132H207V130H205ZM25 133V132H24ZM208 133V132H207ZM216 133H218V132H216ZM257 133H256V138H257ZM3 134V133H2ZM31 134H33V133H31ZM115 134H116V132H115ZM143 134V133H142ZM141 133H140V135H142ZM152 134V135H151ZM185 134V133H184ZM189 134V133H188ZM192 134V133H191ZM199 134V133H198ZM219 134V133H218ZM225 134H227V133H225ZM230 134V133H229ZM228 134V135H229ZM11 135V134H10ZM26 135H28V134H26ZM25 135V137H26V139H30V137H31V135H30V137H27ZM28 135V136H29ZM119 135V134H118ZM149 135V134H148ZM150 135H151V141H152V143H153V145L155 146V148L160 152V153H166V154H168L169 155V157H172V158H174L175 156H173L174 155V150L172 149V150H168V153L166 152V147H165V142H164V140H162L161 138H159L160 136H156L155 135V132H151L150 133ZM190 135V134H189ZM212 135V134H211ZM221 135H223V132L221 133ZM221 135H219V136H221ZM228 135H225V136H228ZM253 135H255V134H253ZM259 135V134H258ZM97 136V135H96ZM142 136H145V135H142ZM174 135L172 134V137H173ZM260 136V135H259ZM23 137V136H22ZM36 137V136H35ZM145 137H147L148 138V136H145ZM144 137V138H145ZM215 137V136H214ZM261 137V136H260ZM31 138H33V135H32V137ZM174 138H176V137H174ZM225 138V137H224ZM26 139H24V140H26ZM96 139V138H95ZM221 139H223V138H221ZM259 139V138H258ZM261 139V138H260ZM264 139V138H263ZM18 140H20V139H18ZM18 140H16V142L18 141ZM147 140V139H146ZM224 140V139H223ZM225 140H227L226 138H225ZM235 140H236V138H235ZM2 141V140H1ZM27 141V140H26ZM31 141V140H30ZM29 141V142H30ZM32 141H33V139H32ZM36 141V140H35ZM148 141H149V139H148ZM171 141V140H170ZM229 141V140H228ZM227 141V142H228ZM28 142V141H27ZM26 142V143H27ZM46 142V141H45ZM50 142H52V141H50ZM172 142V141H171ZM226 142V141H225ZM233 142H235V141H233ZM31 143V142H30ZM30 143H28V144H30ZM34 143V142H33ZM38 143V142H37ZM37 143H35L34 145H37ZM48 143V142H47ZM147 143V142H146ZM150 143V142H149ZM229 143V142H228ZM232 143V142H231ZM263 143V142H262ZM32 144V143H31ZM42 144H43V142H42ZM44 144H46V143H44ZM44 144H43V147H44ZM50 144H52V143H50ZM226 144V143H225ZM41 145V143L38 145V146H40ZM102 145V144H101ZM148 145V144H147ZM174 145V144H173ZM189 145V144H188ZM188 145L187 144H182L181 146H183V148H185V150H189V148H188ZM230 145V144H229ZM245 145V144H244ZM258 145V144H257ZM46 146H47V144H46ZM44 147L45 148V150H49V149H47V147ZM52 146V145H51ZM233 146V145H232ZM26 147V145L23 147V148H25ZM28 147V146H27ZM29 147H31V145L29 146ZM35 147H37V146H35ZM41 147V146H40ZM54 147V146H53ZM53 147H52V150H53ZM150 147H151V145H150ZM247 147V146H246ZM32 148H33V145H32ZM44 148H43V150H44ZM104 148V147H103ZM232 148V147H231ZM35 149H37V148H34V151H35ZM55 149V148H54ZM58 149V148H57ZM113 149V148H112ZM155 149V150H156ZM19 150V149H18ZM33 150V149H32ZM39 150V149H38ZM41 150V149H40ZM39 151L40 152V154H42V152L43 153H45L44 151ZM152 150V149H151ZM236 150V149H235ZM240 150L241 151H244L245 150V148L243 147H241L240 148ZM247 150V149H246ZM254 150H256V149H254ZM21 150H19V152H20ZM34 151L32 152V153H34ZM37 151V150H36ZM57 151H59V149L57 150ZM186 151V152H187ZM190 151V150H189ZM241 151H239V152H241ZM29 151H27V153H28ZM51 152V151H50ZM154 152V151H153ZM156 152V151H155ZM245 152V151H244ZM253 152V151H252ZM21 153V152H20ZM55 153H57L56 151H55ZM188 153V152H187ZM243 153V152H242ZM13 154V153H12ZM11 154V155H12ZM14 154H16L15 152H14ZM52 154V153H51ZM50 154V155H51ZM33 155V154H32ZM35 155V154H34ZM39 154H37V156H38ZM43 155V154H42ZM41 155V156H42ZM45 155V154H44ZM156 155V154H155ZM13 156V155H12ZM15 156H17V155H15ZM36 156V157H37ZM20 158H21V156H19ZM18 157V158H19ZM39 157V156H38ZM44 157V156H43ZM53 157V156H52ZM179 157V156H178ZM10 158H12L11 156H10ZM19 158V159H20ZM25 158V157H24ZM247 158V157H246ZM13 159V158H12ZM15 159H17V158H15ZM14 159V160H15ZM43 160L44 159H46V158H42ZM48 159V158H47ZM160 159V158H159ZM158 159V160H159ZM32 160V159H31ZM43 160H40V161H43ZM51 160H53L54 161V159H50V161ZM39 161V163H41ZM160 161V160H159ZM176 161V160H175ZM178 161V160H177ZM177 161H176V163H177ZM254 161L257 163V164H260L261 165V167L263 168V166H264V152H262V153H260V154H258V156H256L255 158H254ZM2 162V161H1ZM18 162V161H17ZM20 162V161H19ZM24 162H25V160H24ZM47 162V161H46ZM183 162V161H182ZM253 162V161H252ZM5 163V162H4ZM7 163V162H6ZM15 163V162H14ZM23 163V162H22ZM27 163V162H26ZM29 163H31V161L29 162ZM154 163V162H153ZM160 163H163V161H161ZM13 164V163H12ZM18 164H20V163H18ZM28 164V163H27ZM44 164H46L45 162H44ZM48 164V163H47ZM52 164V163H51ZM54 164V163H53ZM52 164V165H53ZM159 164V163H158ZM172 164V163H171ZM171 164H169V166L171 165ZM178 164V163H177ZM181 164V163H180ZM179 164V166H181ZM237 164V163H236ZM239 164V163H238ZM5 165H7V164H5ZM31 165H33V164H31ZM41 165V164H40ZM50 165V164H49ZM51 165V166H52ZM160 165V164H159ZM158 165V166H159ZM165 165H168L167 163L165 164ZM165 165H164V167L163 166H159V168L160 167H163V169L165 168ZM183 165H186V164H183ZM240 166H243V165H241V164H239ZM239 165H237L238 167H239ZM263 165V166H262ZM10 166V165H9ZM15 166V165H14ZM13 166V167H14ZM21 166H22V164H21ZM157 165H156V167H158ZM7 167V166H6ZM11 167V166H10ZM12 167V168H13ZM18 167H20V165L18 166ZM23 167V166H22ZM28 167V166H27ZM27 167H25L24 166V168H27ZM30 168L32 167V166H29ZM33 167H34V165H33ZM38 167H40V166H38ZM47 167V166H46ZM171 167H172V169H173V166L171 165ZM15 168V167H14ZM13 168V169H14ZM30 168H28L29 170H30ZM203 168V170H205L206 172H209V174H213V173H217V174H226V171L224 170V169H222L221 171H218V169H212V170H209V169H206V167H205V165L202 167ZM243 168V167H242ZM241 168V169H242ZM3 169H5L4 167H3ZM10 168H8V170H9ZM16 169H18L17 167H16ZM23 169V168H22ZM35 169V168H34ZM249 169V168H248ZM20 170V169H19ZM24 171L25 170H27V169H23ZM22 170V171H23ZM32 170V169H31ZM43 170H45V168L43 169ZM175 170H177V168L175 167ZM246 170V169H245ZM245 170L243 169V171L245 172ZM10 171H11V169H10ZM14 171V170H13ZM13 171H12V173H13ZM33 171H35V170H33ZM204 171V172H205ZM241 171V170H240ZM4 172H6V171H4ZM36 172V171H35ZM248 172H250V171H248ZM1 173V172H0ZM11 173V172H10ZM14 173H16L15 171H14ZM39 173V172H38ZM167 173V172H166ZM31 174V173H30ZM202 174H203V172H202ZM244 174H247V173H244ZM250 174V176L251 177H254V178H256L255 176H253L254 174H251V173H249ZM249 174H248V176H249ZM42 175V174H41ZM13 176V175H12ZM153 176V175H152ZM250 176H249V178H250ZM2 177H3V173H2ZM8 177H9V175H8ZM27 177V176H26ZM154 177V176H153ZM182 177V176H181ZM184 177V176H183ZM20 178V177H19ZM154 178H158V176H155ZM212 178V177H211ZM254 178H252V179H254ZM153 179V178H152ZM213 179V178H212ZM154 180V179H153ZM158 180H159V178H158ZM210 180V179H209ZM218 180V179H217ZM217 180H215V181H217ZM238 180V179H237ZM255 180V179H254ZM15 181V180H14ZM17 181V180H16ZM15 181V182H16ZM39 181V180H38ZM187 181V180H186ZM203 181H206V180H203ZM208 181V180H207ZM212 181V180H211ZM220 181V180H219ZM256 181V180H255ZM9 182V181H8ZM7 182V183H8ZM181 182L183 183V181L181 180ZM213 182V181H212ZM222 180L220 181V182H218V183H220V184H222V183H224V182H222ZM237 182V181H236ZM236 182H233L234 184H236ZM254 182V181H253ZM257 182V181H256ZM182 183L180 184V182H178V184H180L181 185V187H182ZM211 183V182H210ZM229 183H231L230 185H232V187H234V186H236V185H233L232 184V182H229ZM239 183H241V182H239ZM238 183V184H239ZM34 184V183H33ZM163 184V183H162ZM184 184V183H183ZM203 184H204V182H203ZM212 184H214V183H212ZM228 183H226V186L227 187H230V186H228L227 185ZM237 184V185H238ZM7 185V184H6ZM156 185H158V184H156ZM184 185H186V184H184ZM211 185V184H210ZM209 185V186H210ZM215 185V184H214ZM218 185V184H217ZM225 185V184H224ZM244 185V184H243ZM243 185H241L242 186V188H244L243 187ZM159 186V185H158ZM158 186H156V187H158ZM163 186V185H162ZM188 186H190V185H188ZM216 186V185H215ZM222 186V185H221ZM220 186V187H221ZM239 186V185H238ZM237 186V187H238ZM160 187H161V183H160ZM159 187V188H160ZM176 187H180V186H176ZM206 187H207V185H206ZM205 187V188H206ZM211 187V186H210ZM209 187V188H210ZM13 188H14V186H13ZM214 188V187H213ZM222 188V187H221ZM220 188V189H221ZM225 189H223L224 191H226V187H224ZM242 188H238V189H242ZM245 188H246V186H245ZM244 188V189H245ZM15 189V188H14ZM176 189V188H175ZM179 189V188H178ZM189 189H190V187H189ZM220 189H218V190H220ZM230 189V188H229ZM228 188H227V190L228 191H230ZM233 189V188H232ZM235 189H237V188H234L233 189V191H235ZM177 190V189H176ZM196 190V189H195ZM239 190V191H240ZM246 190H248V189H246ZM205 191V190H204ZM209 191V190H208ZM215 191V190H214ZM221 191V190H220ZM232 191V190H231ZM239 191H237V192H239ZM249 191V190H248ZM196 192V191H195ZM221 192H223V191H221ZM227 192V191H226ZM237 192H234V193H237ZM241 192V194H243L242 193V191H240ZM247 191H245V193H246ZM13 193V192H12ZM197 193H199V192H197ZM204 192H202V194H203ZM233 193V194H234ZM253 193V192H252ZM11 194V193H10ZM15 194V193H14ZM172 196L173 195H176V193L174 194V192L172 193H170ZM206 194V193H205ZM209 194V193H208ZM213 193L211 192V195H212ZM230 194V193H229ZM241 194H239V195H241ZM247 194H248V192H247ZM247 194L245 195V194H243V197H247ZM16 195V194H15ZM211 195H210V197H211ZM235 195V194H234ZM250 195H251V193H250ZM249 195V197H253V196H250ZM112 196V195H111ZM177 196V195H176ZM175 196V197H176ZM225 196H227L226 195V193H225ZM229 196H232V194L231 195H229ZM6 197H8V195L6 196ZM179 197V196H178ZM181 197V196H180ZM218 197V196H217ZM234 197H236V196H234ZM239 197V196H238ZM242 197V196H241ZM240 197V198H241ZM245 197V198H246ZM248 197V198H249ZM255 197V196H254ZM28 198V197H27ZM177 198V197H176ZM237 198V197H236ZM235 198V199H236ZM239 198V199H240ZM173 199H174V196H173ZM226 199H228V197L226 198ZM230 199V198H229ZM233 199V198H232ZM253 200L255 199V198H252ZM257 199V198H256ZM256 199H255V201H256ZM7 200V199H6ZM170 200H172V197H171V199ZM170 200H168V201H170ZM176 200V199H175ZM178 200V199H177ZM195 200V199H194ZM231 200V199H230ZM229 200V201H230ZM241 200H242V198H241ZM253 200H250V201H253ZM154 201V203H155V200H153ZM157 201L158 200H156V203H157ZM168 201H167V203H168ZM181 201V200H180ZM184 201V200H183ZM222 201V200H221ZM227 201V200H226ZM233 201V200H232ZM235 201V200H234ZM238 201V200H237ZM249 201V200H248ZM247 201V202H248ZM250 201H249V203H250ZM257 201H258V199H257ZM260 201H262V198L260 199ZM182 202V201H181ZM263 202V201H262ZM105 203V202H104ZM117 203V202H116ZM160 203V202H159ZM164 203V202H163ZM162 203V204H163ZM166 203V204H167ZM171 203V202H170ZM178 202L176 201L175 202V205L177 204ZM183 203V202H182ZM181 203V204H182ZM194 203V202H193ZM192 203V204H193ZM202 203V202H201ZM204 203V202H203ZM206 203V202H205ZM210 203V202H209ZM214 203H217V201L215 202H213V204ZM218 203H219V201H218ZM218 203L216 204V205H218ZM239 203V202H238ZM240 203H241V201H240ZM243 203H245V202H243ZM248 203V204H249ZM254 203V202H253ZM252 203V204H253ZM261 203V202H260ZM259 203V205H263V203H261L260 204ZM107 204V203H106ZM151 204V206L153 205V203H150ZM165 204V203H164ZM172 204H174L173 202H172ZM180 204V205H181ZM225 204V203H224ZM229 205H230V203H228ZM247 204V203H246ZM251 204V203H250ZM40 205V204H39ZM112 205V204H111ZM161 205V204H160ZM160 205H158L159 207H162V205L160 206ZM168 205H170L169 203H168ZM167 205V206H168ZM177 205H179V204H177ZM204 205V204H203ZM207 206H209L210 208L209 209H211V206L210 205H208V204H206ZM239 205H241L242 206V204H239ZM245 205V204H244ZM254 205V204H253ZM253 205H251V208H253L254 206ZM29 206V205H28ZM33 206V205H32ZM38 206V205H37ZM103 206V205H102ZM151 206H148V207H151ZM166 205H164V207H165ZM166 206V208H168ZM172 206V205H171ZM182 206V205H181ZM198 206V205H197ZM215 206V205H214ZM232 206V205H231ZM230 206V207H231ZM255 206H257L256 204H255ZM36 207V206H35ZM52 207V206H51ZM109 207V206H108ZM120 207V206H119ZM127 207V206H126ZM159 207H157V208H159ZM164 207L163 208H161V210L163 209L164 210ZM180 207V206H179ZM191 207V206H190ZM218 207V209H220L219 207H221V206H217ZM233 207V206H232ZM237 207H238V205H237ZM248 207H250V206H248ZM43 208V207H42ZM50 208V207H49ZM117 208V207H116ZM124 208V207H123ZM141 208V207H140ZM144 208H146V207H144ZM143 208V209H144ZM171 208V207H170ZM198 208V207H197ZM212 208H214V207H212ZM239 208H241V207H239ZM247 208V207H246ZM257 208H259V207H256L254 210H256ZM261 208H264L263 206H260V210H261ZM126 209V208H125ZM124 209V210H125ZM142 209V210H143ZM151 210H154V209H152V208H150ZM172 209H173V207H172ZM217 209V208H216ZM234 209V208H233ZM242 209H244L245 210V207L244 206H242ZM44 210V209H43ZM123 210V209H122ZM127 210H128V208H127ZM155 212H156V215H157V210L158 209H156L155 208ZM193 210V209H192ZM203 210V209H202ZM214 210H215V208H214ZM240 210V209H239ZM247 211H250V210H252L253 211V209H246ZM24 211V210H23ZM30 211V210H29ZM32 211V210H31ZM51 211V210H50ZM141 211V210H140ZM207 211H208V209H207ZM206 211V212H207ZM211 212H213L212 211V209L210 210ZM218 212L219 211H221V209L220 210H217ZM237 211V210H236ZM235 211V212H236ZM256 211H258V212H260L259 211V209H257ZM256 211L254 212V214L256 213ZM262 212H264L263 210H261ZM143 212V211H142ZM146 212V211H145ZM164 212H165V210H164ZM161 213V214H167V212H165V213ZM198 212V211H197ZM200 212H202V211H200ZM199 212V213H200ZM216 212V211H215ZM223 212V211H222ZM5 213V212H4ZM23 213V212H22ZM27 213H28V211H27ZM40 213V212H39ZM46 213V212H45ZM132 213H133V211H132ZM150 213V212H149ZM173 213V212H172ZM204 213V212H203ZM202 213V214H203ZM220 213V212H219ZM233 213H234V211H233ZM236 213H240V212H236ZM251 213V212H250ZM128 214V213H127ZM131 214V213H130ZM146 214H148V212H146L145 213V215ZM159 214V213H158ZM207 214V213H206ZM205 214V215H206ZM210 214V213H209ZM256 214H258V213H256ZM14 215V214H13ZM129 215V214H128ZM156 215H154V216H156ZM186 215V214H185ZM199 215V217H200V215L201 214H198ZM198 215H196L197 217H198ZM208 215V214H207ZM212 215V214H211ZM218 215V214H217ZM237 215V214H236ZM246 215H248V214H246ZM251 215V214H250ZM260 215H262V214H260ZM259 215V216H260ZM110 216V215H109ZM144 217V215H141V217ZM171 216H172V214H171ZM188 216V215H187ZM252 216V215H251ZM258 216V217H259ZM263 216H264V214H263ZM262 216V217H263ZM27 217H29V215L27 216ZM128 217H130V216H128ZM162 217V216H161ZM214 217V216H213ZM219 217V218H218ZM220 217L221 216H217V218H218V220L220 219ZM241 217V216H240ZM257 217V218H258ZM134 218V217H133ZM147 218V217H146ZM146 218H144V220L146 219ZM185 218H186V216H185ZM196 217L194 216V219H195ZM203 218H204V215H203ZM207 218H209V216L207 217ZM207 218H205L206 220H208ZM212 218V217H211ZM217 218L215 217L214 219L217 221ZM222 218V217H221ZM229 218H231V217H229ZM261 218V217H260ZM138 219H140V218H138ZM190 219V218H189ZM193 219V220H194ZM200 219H201V217H200ZM205 219H204V222H205ZM210 219V218H209ZM223 219H226L227 220V218H224L223 217ZM222 219V220H223ZM232 219V218H231ZM235 219V218H234ZM249 219H251V218H249ZM263 220H264V217L262 218ZM22 220V219H21ZM130 220V219H129ZM136 220V219H135ZM140 220H142V218L140 219ZM197 221L199 220V219H196ZM203 219H201V221H202ZM214 220V221H215ZM233 220V219H232ZM231 220V221H232ZM263 220H260V221H263ZM32 221V220H31ZM148 221V220H147ZM197 221H195V222H197ZM210 221V220H209ZM213 221V220H212ZM220 222H222L221 221V219L219 220ZM228 221V220H227ZM255 221H258V220H256L255 219ZM260 221H258V223L260 224ZM21 222V221H20ZM122 222V221H121ZM125 222V221H124ZM127 222H128V220H127ZM137 221H134V223H136ZM203 222V221H202ZM208 222V221H207ZM219 222V223H220ZM226 222V221H225ZM236 222V221H235ZM253 222V223H252ZM252 225L254 224V221L252 220ZM22 223V222H21ZM133 223V222H132ZM211 223V222H210ZM215 223V222H214ZM213 223V224H214ZM219 223H217V224H219ZM226 223H228V222H226ZM232 223V222H231ZM230 223V224H231ZM233 223H234V221H233ZM238 223V222H237ZM250 223V224H251ZM257 223V224H258ZM262 223V222H261ZM263 223H264V221H263ZM118 224V223H117ZM126 224V223H125ZM124 224V225H125ZM140 224H141V222H140ZM197 224V223H196ZM200 224V223H199ZM220 224H222V223H220ZM225 224V223H224ZM258 224V225H259ZM25 225V224H24ZM119 225V224H118ZM131 225H133V224H131ZM137 225V224H136ZM148 225V224H147ZM180 225V224H179ZM194 225V224H193ZM201 225V224H200ZM200 225H199V227H200ZM207 225V224H206ZM209 225V224H208ZM215 225V224H214ZM241 225V224H240ZM127 226H128V224H127ZM139 226V225H138ZM146 226V225H145ZM198 225H195V227H197ZM203 226V225H202ZM236 227H237V225H235ZM235 226H234V228H235ZM248 226H250L249 224H248ZM260 226H261V224H260ZM259 226V228H261ZM125 227V226H124ZM141 227V226H140ZM190 227V226H189ZM206 227V226H205ZM204 227V228H205ZM232 227V226H231ZM263 227V226H262ZM166 228H168V227H166ZM181 228V227H180ZM182 228H184V227H182ZM191 228H194V227H191ZM201 228V227H200ZM200 228H198V230L200 229ZM203 227H202V229H204ZM211 228H213L212 226H211ZM215 228V227H214ZM217 228V227H216ZM216 228H215V230H216ZM224 228H226V226L224 227ZM238 228V227H237ZM258 228V227H257ZM236 229V228H235ZM241 229V228H240ZM263 229V228H262ZM168 230H169V228H168ZM172 230V228L169 230V232ZM195 230H197V229H195ZM201 230V229H200ZM207 230H209V229H207ZM213 230V229H212ZM251 230V229H250ZM252 230H253V228H252ZM129 231V230H128ZM174 231V230H173ZM201 231H203V230H201ZM204 231H206V229L204 230ZM210 231V230H209ZM223 231V230H222ZM221 231V232H222ZM190 232V231H189ZM193 232V231H192ZM211 232V231H210ZM219 232V231H218ZM227 232V231H226ZM126 233V232H125ZM135 233V232H134ZM184 233V232H183ZM212 233V232H211ZM262 233H264V230H263V232ZM127 234H128V232H127ZM132 234V233H131ZM171 234H172V232H171ZM176 234V233H175ZM198 234V233H197ZM255 234H257V233H255ZM260 234V233H259ZM221 235V234H220ZM185 236V235H184ZM224 236V235H223ZM92 237V236H91ZM180 238H181V236H179ZM183 237V236H182ZM187 237H188V235H187ZM199 237V236H198ZM180 238H178V240L180 239ZM244 238V237H243ZM250 238V237H249ZM185 239H186V237H185ZM195 239V238H194ZM193 239V240H194ZM202 238H200V240H201ZM204 239V238H203ZM206 239V238H205ZM252 239V238H251ZM168 240V239H167ZM181 240V239H180ZM197 240V239H196ZM199 240V239H198ZM81 241V240H80ZM219 241V240H218ZM82 242H83V240H82ZM81 242V243H82ZM93 242V241H92ZM170 242V241H169ZM175 242V241H174ZM187 242V241H186ZM191 242V241H190ZM198 242V241H197ZM214 242V241H213ZM213 242H210V243H213ZM227 242V241H226ZM246 242V241H245ZM249 241H247V243H248ZM80 243V242H79ZM188 243H189V240H188ZM195 243V242H194ZM202 243V242H201ZM219 243H221V242H219ZM249 243H251V242H249ZM186 244V243H185ZM208 244V243H207ZM230 244V243H229ZM233 245H234V243H232ZM241 244H243L242 242H241ZM252 244V243H251ZM118 245V244H117ZM121 245V244H120ZM124 245V244H123ZM182 245V244H181ZM192 245V244H191ZM190 245V246H191ZM193 245H196V244H193ZM202 245V244H201ZM206 245V244H205ZM218 245V244H217ZM220 245V244H219ZM235 245H236V243H235ZM247 244H245V246H246ZM254 244H252V246H253ZM260 245V244H259ZM203 246V245H202ZM211 247H212V245H210ZM223 246V243L221 244V246L220 247H222ZM226 246H227V244H226ZM240 246V245H239ZM245 246H244V248H242L243 250L245 249ZM252 246H250L249 244H248V246L247 247H252ZM257 246H258V244H257ZM257 246H255L254 245V247H257ZM261 246V245H260ZM178 247H179V245H178ZM184 247H185V245H184ZM192 247V246H191ZM191 247H189V249L191 248ZM205 248H207L206 246H204ZM203 247V248H204ZM214 247V246H213ZM241 247H243V246H241ZM174 248V247H173ZM194 248V247H193ZM193 248H191V249H193ZM209 248V247H208ZM216 248H218V247H216ZM236 248V247H235ZM162 249V248H161ZM202 249V248H201ZM210 249V248H209ZM215 249V248H214ZM213 249V250H214ZM219 249V248H218ZM224 249H225V251H226V247H224ZM234 249V248H233ZM232 248L231 249H228V250H231V251H236V249L235 250H233ZM238 249V248H237ZM250 249H252V248H250ZM169 250V249H168ZM172 250V249H171ZM170 250V251H171ZM180 250V249H179ZM220 250H222V249H220ZM241 250V249H240ZM246 250V249H245ZM263 250V249H262ZM176 251V250H175ZM178 251V250H177ZM185 251H188V253H189V250H184L183 252H185ZM190 251H192V250H190ZM193 251H194V249H193ZM192 251V252H193ZM198 251H201V250H198ZM197 251V249H196V253L198 252ZM209 251H211V250H209ZM209 251H207L208 253H209ZM219 251V250H218ZM225 251H223V252H225ZM242 251V250H241ZM253 251V250H252ZM261 251V250H260ZM203 252H205V251H202V253ZM207 252H205L206 254H207ZM212 252V251H211ZM210 252V253H211ZM214 252V251H213ZM216 252V251H215ZM214 252V253H215ZM219 252H222V251H219ZM248 251H246V253H247ZM257 252V251H256ZM262 252V251H261ZM170 253V252H169ZM187 253V252H186ZM195 253V254H196ZM209 253V254H210ZM227 253V252H226ZM249 253H251V250H250V252ZM249 253H247V254H249ZM170 254H172V252L170 253ZM174 254H176V253H174ZM180 254V253H179ZM185 254V253H184ZM191 254H193V253H191ZM194 254V255H195ZM200 254H201V252L199 253V256H200ZM209 254H207L208 256H209ZM216 254V253H215ZM225 254V253H224ZM223 254V255H224ZM228 255L230 254V253H227ZM237 254V253H236ZM242 254V253H241ZM244 254V253H243ZM246 254V257H248V255ZM257 254V253H256ZM256 254H254L253 253V255H256ZM167 255V254H166ZM169 255V254H168ZM182 255V254H181ZM205 254H203V256H204ZM206 255V256H207ZM218 255V254H217ZM220 255V254H219ZM227 255V256H228ZM252 255V256H253ZM147 256V255H146ZM180 256V255H179ZM191 256V255H190ZM193 256V255H192ZM198 256V255H197ZM199 256H198V259H199ZM230 256V255H229ZM260 256H261V253H260ZM174 257H178V256H175L174 255ZM189 257V256H188ZM202 257V256H201ZM212 258H213V256H211ZM226 257V256H225ZM245 257V256H244ZM255 257V256H254ZM88 258V257H87ZM168 258V257H167ZM172 258V257H171ZM187 258V257H186ZM186 258H185V260H186ZM194 258L196 259V256H194ZM212 258H209L208 257V259H211V261H212ZM221 258V257H220ZM227 259H228V261H230V258H233V256L231 255V257L230 258H228V257H226ZM235 258H237L236 256H235ZM239 258V257H238ZM237 258V259H238ZM256 258V257H255ZM149 259V258H148ZM165 259V258H164ZM192 259V258H191ZM215 259V258H214ZM240 259H241V256H240ZM243 259V258H242ZM241 259V260H242ZM245 259V258H244ZM243 259V260H244ZM249 259V260H248ZM250 259H251V256L249 257V258H247V262H249L250 261ZM262 259H264V258H262ZM261 259V260H262ZM185 260H184V262H185ZM188 260V259H187ZM219 260V259H218ZM236 259H234V262L232 263V264H237V260L235 261ZM252 260H253V258H252ZM151 261V260H150ZM162 261V260H161ZM190 261V260H189ZM198 261V260H197ZM200 261V260H199ZM202 261V260H201ZM200 261V262H201ZM210 261V260H209ZM215 261V260H214ZM221 261V260H220ZM245 261V260H244ZM207 262V261H206ZM205 262V263H206ZM219 262V261H218ZM236 262V263H235ZM251 262V261H250ZM259 262V261H258ZM199 263V262H198ZM224 263H225V261H224ZM241 263V262H240ZM243 263V262H242ZM251 263H253L254 264V262H251ZM250 263V264H251ZM260 263V262H259ZM135 264V263H134ZM184 264V263H183ZM189 264V263H188ZM209 264V263H208ZM225 264H227V263H225ZM231 264V263H230ZM238 264H239V262H238ZM244 264V263H243ZM247 264H249V263H247Z\"/></svg>",
  "mask_w": 264,
  "mask_h": 264
}]
</instances>
